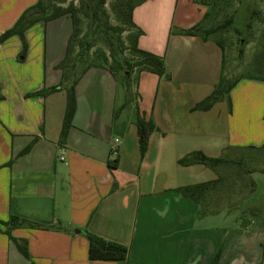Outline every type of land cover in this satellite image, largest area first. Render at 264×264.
Listing matches in <instances>:
<instances>
[{"label": "crops", "instance_id": "0c3cea01", "mask_svg": "<svg viewBox=\"0 0 264 264\" xmlns=\"http://www.w3.org/2000/svg\"><path fill=\"white\" fill-rule=\"evenodd\" d=\"M38 1L0 0V35ZM208 11L197 0L138 6L139 48L162 56L171 79L138 73L136 110L125 115L129 88L120 89L109 69L90 68L76 87L65 143L66 84L48 96L34 95L63 80V52L52 50L53 34H41L49 24L26 31V51L18 35L0 45V221L14 215L48 226L17 228L10 237L0 225V264H30L12 238L27 242L37 264H264V225L228 226L222 186L243 152L264 149V132L247 141L237 125L225 128L220 110L226 100L207 112L193 110L223 77V49L204 38ZM195 28V35L183 33ZM246 81L264 85L242 79L231 93ZM138 112L156 125L143 158ZM258 123L264 127V115ZM193 152L234 163L181 166L179 160ZM211 181L215 187L199 203L177 191ZM87 233L127 246V261H91Z\"/></svg>", "mask_w": 264, "mask_h": 264}, {"label": "rangeland", "instance_id": "374dc122", "mask_svg": "<svg viewBox=\"0 0 264 264\" xmlns=\"http://www.w3.org/2000/svg\"><path fill=\"white\" fill-rule=\"evenodd\" d=\"M198 1L210 6L203 28L209 37L223 46L225 52L223 77L227 83L231 84L242 79L264 80V0ZM72 2L76 7L81 4L80 0H67L66 2L53 0V4H61L64 7ZM115 4V0L106 1L110 22L114 25L119 24L113 6ZM47 24L49 28L43 25L41 34L44 36L46 32H49L54 35V40L50 42L52 50H61L64 59L68 40L73 32L72 21L69 17H61ZM79 27L80 39L86 37L89 41V44L85 45V49L82 50L84 57L88 58V61H93L103 59L105 54L109 58V65L114 66L121 76L122 71L117 67L118 64H123L124 59L133 60V54L128 49L119 50L117 61H113L108 43L94 37L91 19L83 11L80 13ZM133 32V29H128L121 35L125 48L131 43ZM61 39H67L65 46ZM81 48L78 45L75 46L73 56L77 55ZM85 63H79V71L87 65ZM137 74V71H133L130 75L124 74L125 76L117 78L120 89L123 86L126 89L129 88V94L126 92L125 95V106L129 105L124 110L125 115H130L136 110ZM69 76L72 77V71L69 72ZM262 86L264 85H253L246 81L240 87L238 86L236 91L230 93L231 102L226 100L220 110L226 119L225 128L230 125L233 128L237 125L243 130L247 141H250L251 136L261 130L264 132V127L258 123L259 118L264 115V87ZM123 109V107L118 108L116 112L119 114ZM237 161V164H234L235 167L229 168L228 179L222 185L227 193L229 206L224 219L227 220L228 226L234 227L242 224L252 228L264 225V149L254 155L245 151L240 158H237ZM235 182L236 185H234Z\"/></svg>", "mask_w": 264, "mask_h": 264}, {"label": "trees", "instance_id": "16d2710c", "mask_svg": "<svg viewBox=\"0 0 264 264\" xmlns=\"http://www.w3.org/2000/svg\"><path fill=\"white\" fill-rule=\"evenodd\" d=\"M66 2L67 0H62ZM107 0H80V6L76 7L72 2L69 6L64 7L61 4H53V0H39L35 5L27 8L20 16L15 25L9 30L3 32L0 35V45L7 41L9 38L18 35L23 42L24 51L27 50V42L25 38L26 31L39 22L48 23L51 20L69 17L72 21L73 32L68 41L66 57L59 65V68L63 71L62 84L50 89H45L35 93L34 95L48 96L55 93L66 84L67 92V107L64 118V123L61 131L60 142L65 143L69 134V130L73 124V118L77 109V95L76 87L81 77L92 67H103L109 69L117 78L118 76L130 75L131 72L137 71L138 73L147 71L158 75L161 78L171 79L168 73L165 59L162 56L153 54L151 52L142 50L139 48L138 40L143 34V31L137 26L134 21V10L143 4L147 0H115L116 4L114 10L117 13V19L119 24H112L110 22V16L106 9ZM197 2H199L197 0ZM202 5L208 6L205 3L199 2ZM84 12L87 17L91 19L92 26L94 27V37L96 39L104 40L110 47V56L113 61H117L118 51H124L128 49L134 56L133 60L124 59L123 64H118V68L122 71L121 76L114 69V66L109 65V58L104 54L103 59H95L88 61V58L84 57L82 50L85 49V45L89 44L87 38L80 39V13ZM208 15V14H207ZM128 29H133L134 32L131 35V43L125 48L124 42L121 41V35ZM197 28L186 30L183 33L185 35H195ZM205 39L209 37L206 32ZM211 33V32H210ZM217 42V41H216ZM223 49V46L217 42ZM80 46L81 51L74 55L75 46ZM224 61H223V75L225 68V52L223 49ZM86 61V63H85ZM85 63V67L79 71V63ZM88 62V63H87ZM119 63V62H117ZM72 71V77L69 76V72ZM260 81H264L259 79ZM240 81V80H239ZM239 81L228 84L224 77L221 78L220 83L215 88L214 92L207 98L196 104L193 110L207 112L211 110L214 105L220 101L228 100L231 102L230 93L232 89L237 85ZM137 128L139 135L140 153L143 158L147 152L150 135L156 130V125L152 120H147L139 112L137 113ZM27 148L21 154L27 152ZM117 160L111 162V167H117ZM234 163L232 160L226 158H212L208 157L202 152H193L179 160L181 166H192L195 164H204L208 166L229 165ZM216 181L206 182L202 184L185 186L177 189V191L191 199L192 201L199 203V198L202 193L213 189L216 185ZM0 225L6 227L4 233L10 237L11 232L14 229L21 227H30L35 229H45L48 226L41 225L39 223L22 219L18 216H10L8 221H0ZM0 232H3L0 230ZM89 241V259L91 261L101 262H126L129 256V249L127 246L106 240L97 235L87 233ZM19 252L29 260L30 264H37L31 257L28 244L25 240H19L12 238ZM264 245V244H263Z\"/></svg>", "mask_w": 264, "mask_h": 264}, {"label": "built area", "instance_id": "2783aa9c", "mask_svg": "<svg viewBox=\"0 0 264 264\" xmlns=\"http://www.w3.org/2000/svg\"><path fill=\"white\" fill-rule=\"evenodd\" d=\"M113 149H114V151H113V152H114V154H116V153H117V151H116V146H115V144H114V146H113ZM61 160H64V155H62V156H61Z\"/></svg>", "mask_w": 264, "mask_h": 264}]
</instances>
